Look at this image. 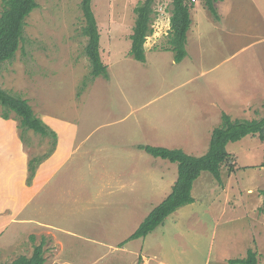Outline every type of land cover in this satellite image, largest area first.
<instances>
[{"label": "rangeland", "instance_id": "374dc122", "mask_svg": "<svg viewBox=\"0 0 264 264\" xmlns=\"http://www.w3.org/2000/svg\"><path fill=\"white\" fill-rule=\"evenodd\" d=\"M80 1L37 0L14 58L0 66L1 88L27 99L47 132L23 128L0 105V264L38 244L43 264H228L248 249L264 264L257 135L226 145L221 183L202 171L192 203L125 242L177 177L176 163L140 145L200 156L223 112L264 116V0H224L225 27L215 32L204 0H194L191 22L205 27L188 46L199 63L189 54L183 64L168 50L171 0L153 2L144 63L129 54L143 0H91L109 79L90 74Z\"/></svg>", "mask_w": 264, "mask_h": 264}, {"label": "trees", "instance_id": "16d2710c", "mask_svg": "<svg viewBox=\"0 0 264 264\" xmlns=\"http://www.w3.org/2000/svg\"><path fill=\"white\" fill-rule=\"evenodd\" d=\"M215 1L204 0V3L213 17L218 18ZM153 2L154 0H143L137 3L133 9L135 19L132 33L129 35L131 41L129 54L140 62L145 61L144 44L147 35L152 31L150 22L154 13ZM1 3L0 66L3 62L14 58L23 39L26 18L38 7L37 0H2ZM171 5L169 17L170 46L168 50L173 52L174 61L180 62L186 55V33L191 24L190 10L194 3L193 0H171ZM80 7L85 21L82 33L87 37L84 48L91 65L90 74L93 78L99 75L108 78L107 65L103 63L100 55V33L91 9V0H81ZM0 105L4 108L5 117H7L8 112H14L23 128L31 129L42 135L47 134L43 122L34 114L27 99L11 94L0 86ZM247 135H257L261 141H264V116L232 119L223 112L221 122L211 131L207 151L200 156L188 154L181 148L140 145L141 149L152 156L176 163L177 177L170 192L150 210L125 242L145 237L162 224L165 218L177 208L192 203L194 200L191 194L193 182L202 171L210 172L213 178L221 183L220 166L232 158V154L227 151L226 145L229 142L239 141ZM262 166H264V161ZM262 194L264 195V190H262ZM44 261L42 244H38L34 246L30 256L20 255L10 263L2 264H43ZM228 264H259V262L256 252L248 249L244 257L229 259Z\"/></svg>", "mask_w": 264, "mask_h": 264}, {"label": "crops", "instance_id": "0c3cea01", "mask_svg": "<svg viewBox=\"0 0 264 264\" xmlns=\"http://www.w3.org/2000/svg\"><path fill=\"white\" fill-rule=\"evenodd\" d=\"M193 2H195V1L193 0ZM215 5H216L217 13H218V18L211 19L209 16L205 17V19L208 21V22L207 21H205V22H207L209 24L208 26H209V28L211 29L212 32H215L216 30L220 29L221 27L222 28L225 27L224 23L221 24L222 16L227 17L226 13L228 12V8L225 5L224 0H218ZM191 10H190V14H191ZM202 23H204V22H202ZM204 27H205V25L202 26L200 24H197V18H196L195 21L191 22L190 28L188 29V32H187V37H186V42H185V48H186V52L187 53H186V55L184 56V58L180 62L173 61L174 64H183L185 61H187L189 59V54H191L193 56V58H196L197 62L199 63V59H198L199 51H198V49L196 47H193L189 51L188 43L192 39L200 38L202 29ZM213 36H216V35L214 34ZM126 43L129 44V41H127ZM145 61H146V56H145ZM144 62H142V63H144ZM104 64H106V63H104ZM107 69H108V65H107ZM109 77H110V75L108 73V78H106V79H109Z\"/></svg>", "mask_w": 264, "mask_h": 264}]
</instances>
